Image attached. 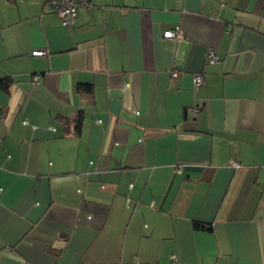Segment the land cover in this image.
Instances as JSON below:
<instances>
[{
	"label": "crops",
	"instance_id": "1",
	"mask_svg": "<svg viewBox=\"0 0 264 264\" xmlns=\"http://www.w3.org/2000/svg\"><path fill=\"white\" fill-rule=\"evenodd\" d=\"M47 1L0 0V264H264V0Z\"/></svg>",
	"mask_w": 264,
	"mask_h": 264
},
{
	"label": "built area",
	"instance_id": "2",
	"mask_svg": "<svg viewBox=\"0 0 264 264\" xmlns=\"http://www.w3.org/2000/svg\"><path fill=\"white\" fill-rule=\"evenodd\" d=\"M47 5H49L57 15L61 25L63 26H69L75 21V18L77 16V10L80 7L87 6L88 2L87 0H48ZM162 36L164 38H179L181 35L177 29H167L163 31ZM32 55H46L47 50L46 49H35L31 51ZM218 61V57L213 49H209L207 52V62L212 64ZM178 75V71L174 70L171 73L172 77H176ZM38 77L35 76L34 80H36ZM204 82V75L202 73H198L194 75L193 77V84L196 87H199ZM197 109H195L196 111ZM234 165H237V163H233ZM173 262L177 261V258L175 255H172L171 257Z\"/></svg>",
	"mask_w": 264,
	"mask_h": 264
},
{
	"label": "trees",
	"instance_id": "3",
	"mask_svg": "<svg viewBox=\"0 0 264 264\" xmlns=\"http://www.w3.org/2000/svg\"><path fill=\"white\" fill-rule=\"evenodd\" d=\"M35 76L38 77V75H34V76H33V81H35V80H34V77H35ZM37 79H38V78H37ZM37 79H36V80H37ZM9 83H10V80H9V79H2V80H0V86H1L3 89H5V90H7ZM91 89H92V88H91V85H89V84H78V85L76 86V90H77L78 92H90ZM80 123H81V117H80V115H78V118H77V121H76V125H75V133L79 132V125H80Z\"/></svg>",
	"mask_w": 264,
	"mask_h": 264
}]
</instances>
